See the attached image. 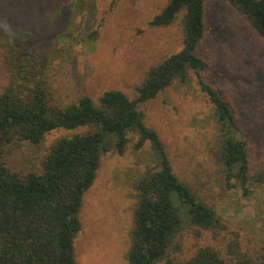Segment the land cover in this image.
I'll use <instances>...</instances> for the list:
<instances>
[{"label": "trees", "instance_id": "trees-1", "mask_svg": "<svg viewBox=\"0 0 264 264\" xmlns=\"http://www.w3.org/2000/svg\"><path fill=\"white\" fill-rule=\"evenodd\" d=\"M206 1L169 0L150 22L168 27L182 15V48L147 71L134 99L115 89L96 100L85 94L69 98L60 79L69 74L71 50L65 42L73 38L60 35L53 46L38 48L35 34L25 28H0V73L6 77L0 84V264H76L83 197L101 157L110 150L123 155L131 142L135 151L149 143L156 160L133 182L137 201L127 264H264V245L255 257L243 250L238 234L224 254L204 245L179 258L186 230L199 237L225 226L214 205L173 172L160 138L138 109L173 83L187 82L192 71L213 107L218 128L213 155L226 182L236 183L229 187L249 195V185L264 183V161L251 169L247 139L230 101L202 74L209 68L197 53L205 35ZM227 1L264 40V0ZM77 129L82 131L55 138L36 169L10 166L9 158L24 143L43 146L49 133Z\"/></svg>", "mask_w": 264, "mask_h": 264}, {"label": "rangeland", "instance_id": "rangeland-1", "mask_svg": "<svg viewBox=\"0 0 264 264\" xmlns=\"http://www.w3.org/2000/svg\"><path fill=\"white\" fill-rule=\"evenodd\" d=\"M168 1L117 0L112 5V0H0V28H25L35 34L38 48L53 46L60 35L73 38L65 42L71 50L69 74L60 79L69 98L85 94L96 100L115 89L134 99L147 71L182 48V15L171 26H150ZM204 23L197 50L209 63L203 77L230 101L254 170L264 161V40L227 0H207ZM5 82L0 73V84ZM138 109L160 138L173 172L214 205L225 226L218 232L201 231L199 237L186 230L179 258L204 245L224 254L234 234L243 250L256 257L264 245V183L249 185V195L239 186L229 187L236 183L226 182L214 159L218 128L195 74L189 70L187 82L173 83ZM81 131L51 132L43 146L26 142L8 162L25 171L36 169L55 138ZM132 146L123 155L110 150L101 157L96 179L83 197L76 264H127L124 255L137 201L133 182L156 160L149 143L138 151Z\"/></svg>", "mask_w": 264, "mask_h": 264}]
</instances>
